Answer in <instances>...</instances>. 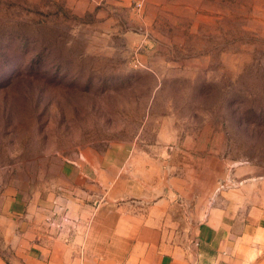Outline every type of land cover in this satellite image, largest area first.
<instances>
[{
    "label": "rangeland",
    "instance_id": "374dc122",
    "mask_svg": "<svg viewBox=\"0 0 264 264\" xmlns=\"http://www.w3.org/2000/svg\"><path fill=\"white\" fill-rule=\"evenodd\" d=\"M262 181L264 0H0V199L44 234Z\"/></svg>",
    "mask_w": 264,
    "mask_h": 264
},
{
    "label": "crops",
    "instance_id": "0c3cea01",
    "mask_svg": "<svg viewBox=\"0 0 264 264\" xmlns=\"http://www.w3.org/2000/svg\"><path fill=\"white\" fill-rule=\"evenodd\" d=\"M169 202L123 204L119 214L75 203L73 210L83 209V237L69 243L44 234L22 200L7 196L0 199V264H264V181L221 193L202 220L194 206L196 219L190 214L184 226Z\"/></svg>",
    "mask_w": 264,
    "mask_h": 264
}]
</instances>
